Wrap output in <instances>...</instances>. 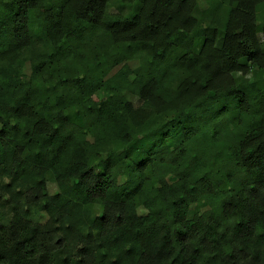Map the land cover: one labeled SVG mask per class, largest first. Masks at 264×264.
<instances>
[{
  "label": "trees",
  "instance_id": "trees-1",
  "mask_svg": "<svg viewBox=\"0 0 264 264\" xmlns=\"http://www.w3.org/2000/svg\"><path fill=\"white\" fill-rule=\"evenodd\" d=\"M0 264H264V0H0Z\"/></svg>",
  "mask_w": 264,
  "mask_h": 264
},
{
  "label": "rangeland",
  "instance_id": "rangeland-1",
  "mask_svg": "<svg viewBox=\"0 0 264 264\" xmlns=\"http://www.w3.org/2000/svg\"><path fill=\"white\" fill-rule=\"evenodd\" d=\"M130 65L133 67V68H135L136 67V65H137V63H136V61L134 60V61H130ZM238 75H240V74H238ZM248 77H251V74H249L248 75ZM127 97L136 105V106H138L139 104H141V100L138 98V97H136V96H134V95H132V94H127ZM49 187H50V192L51 193H53L55 190H56V184L54 183V182H50L49 183Z\"/></svg>",
  "mask_w": 264,
  "mask_h": 264
}]
</instances>
